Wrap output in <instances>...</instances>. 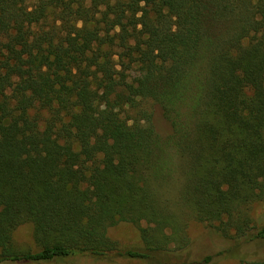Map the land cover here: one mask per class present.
I'll list each match as a JSON object with an SVG mask.
<instances>
[{
	"label": "trees",
	"instance_id": "1",
	"mask_svg": "<svg viewBox=\"0 0 264 264\" xmlns=\"http://www.w3.org/2000/svg\"><path fill=\"white\" fill-rule=\"evenodd\" d=\"M257 202L264 0H0V264L152 262L190 247L191 220L261 243ZM27 222L38 250L14 241Z\"/></svg>",
	"mask_w": 264,
	"mask_h": 264
},
{
	"label": "rangeland",
	"instance_id": "2",
	"mask_svg": "<svg viewBox=\"0 0 264 264\" xmlns=\"http://www.w3.org/2000/svg\"><path fill=\"white\" fill-rule=\"evenodd\" d=\"M156 123L162 134L168 133L169 126L159 113ZM252 216L259 224H264V202L253 205ZM33 233V224L24 223L14 231V241L22 248L38 250ZM108 234L123 249L143 246L139 229L132 223L119 222L108 229ZM188 234L192 243L187 250L159 256L158 260L152 262L125 256L95 257L78 254L52 261H8L1 264H240L239 257L242 256L264 257V240L261 243H245L224 238L213 228L196 220L189 222Z\"/></svg>",
	"mask_w": 264,
	"mask_h": 264
}]
</instances>
